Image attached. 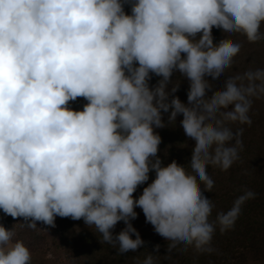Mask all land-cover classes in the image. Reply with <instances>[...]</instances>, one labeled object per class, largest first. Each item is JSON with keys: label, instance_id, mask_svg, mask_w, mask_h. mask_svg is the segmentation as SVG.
Returning a JSON list of instances; mask_svg holds the SVG:
<instances>
[{"label": "clouds", "instance_id": "obj_1", "mask_svg": "<svg viewBox=\"0 0 264 264\" xmlns=\"http://www.w3.org/2000/svg\"><path fill=\"white\" fill-rule=\"evenodd\" d=\"M262 23L264 0H0V209L29 228L83 218L122 254L145 243L131 223L140 207L169 251L212 252L217 226L233 228L256 193L210 220L208 166L226 171L239 158L243 128L229 123L251 125L253 99L264 98V68L229 74L211 92L241 49L214 43L212 28L257 42ZM174 72L189 81L187 103L174 95ZM152 74L162 78L150 86ZM77 97L83 110L69 107ZM170 109L169 122L182 114L194 141L187 169L157 156L154 129ZM119 221L126 227L114 236ZM14 236L0 225V264H31Z\"/></svg>", "mask_w": 264, "mask_h": 264}, {"label": "trees", "instance_id": "obj_2", "mask_svg": "<svg viewBox=\"0 0 264 264\" xmlns=\"http://www.w3.org/2000/svg\"><path fill=\"white\" fill-rule=\"evenodd\" d=\"M124 10L130 14V4L125 3ZM262 30H264V23H262ZM212 35L214 43L226 39L241 44L240 52L234 58V64L227 70L225 77L211 85L212 93L220 89L229 74L264 68V41L248 42L241 34L227 36L215 26L212 28ZM161 78L152 74L149 81L150 86L155 85ZM171 79L172 81L179 79L180 86L174 95L187 103L189 81L178 72H174ZM87 102L85 98L77 97L68 103L73 110H83ZM170 111L171 109L168 113H164L162 110V120L165 126L154 129L161 136L157 156L164 166L175 160L187 169L194 141L184 133L180 123L183 119L182 114L177 116L175 123L169 122ZM249 115L252 119L251 125H242L238 122L229 123L233 131L243 128L239 158L226 171L217 166H208V174L214 181L211 191L204 192V195L211 199L214 205L210 220L214 221L219 212H227L245 190L255 192L256 196L245 201L241 206V213L233 228L222 233L217 226L211 242L212 252H198L191 245L178 246L169 251L170 242H160L148 236H141L145 241L141 247L135 251L129 250L120 254L117 250L118 245L104 242L102 234L96 230L95 226L74 232V228L66 220L67 217H61L58 220V229L65 231L62 241L64 247L77 258L76 264H141L149 253L153 254L154 264H256L260 261L264 262V98L253 99ZM234 142V140L230 141V143ZM154 178L155 172L151 171L149 180L137 188L143 189ZM112 232L115 236L120 231ZM133 238H135L134 235ZM157 245H159L158 249Z\"/></svg>", "mask_w": 264, "mask_h": 264}, {"label": "rangeland", "instance_id": "obj_3", "mask_svg": "<svg viewBox=\"0 0 264 264\" xmlns=\"http://www.w3.org/2000/svg\"><path fill=\"white\" fill-rule=\"evenodd\" d=\"M143 189L137 188L133 193L134 198H138L142 194ZM138 216L132 220L131 223L139 231L141 236H148L152 239H157L160 242L167 241L164 237L155 232L154 226L146 222L145 215L140 207L134 209ZM61 218L58 216L56 226L49 231L40 230L36 221V228L27 227V223L23 217L13 218L11 215H6L0 219V225H3L6 229H13L15 232L14 240H22L26 246L29 247L31 252V264H76L77 258H75L69 249L64 247L63 237L64 230L58 229V220ZM66 220L74 228V232H79L89 227L83 218L74 220L71 217H67ZM126 225L123 221L117 222L112 231H121ZM260 261L256 264H262ZM246 264V263H245Z\"/></svg>", "mask_w": 264, "mask_h": 264}, {"label": "water", "instance_id": "obj_4", "mask_svg": "<svg viewBox=\"0 0 264 264\" xmlns=\"http://www.w3.org/2000/svg\"><path fill=\"white\" fill-rule=\"evenodd\" d=\"M6 214L4 213V215H1L0 214V219L2 218V217H4ZM57 218H58V216H56V218H55V224H56V222H57ZM37 223L39 224V226L43 229V230H46V231H49L50 229H52L54 226H51V225H47V224H45L44 222H42V221H37Z\"/></svg>", "mask_w": 264, "mask_h": 264}, {"label": "flooded vegetation", "instance_id": "obj_5", "mask_svg": "<svg viewBox=\"0 0 264 264\" xmlns=\"http://www.w3.org/2000/svg\"><path fill=\"white\" fill-rule=\"evenodd\" d=\"M0 214H1V215H4V212H3V210H2V209H0Z\"/></svg>", "mask_w": 264, "mask_h": 264}, {"label": "built area", "instance_id": "obj_6", "mask_svg": "<svg viewBox=\"0 0 264 264\" xmlns=\"http://www.w3.org/2000/svg\"><path fill=\"white\" fill-rule=\"evenodd\" d=\"M54 227H57V226L55 225ZM38 228H39L40 230H43V229L39 226V224H38Z\"/></svg>", "mask_w": 264, "mask_h": 264}, {"label": "bare ground", "instance_id": "obj_7", "mask_svg": "<svg viewBox=\"0 0 264 264\" xmlns=\"http://www.w3.org/2000/svg\"><path fill=\"white\" fill-rule=\"evenodd\" d=\"M6 215H7V214H6ZM6 215H5V216H6Z\"/></svg>", "mask_w": 264, "mask_h": 264}]
</instances>
